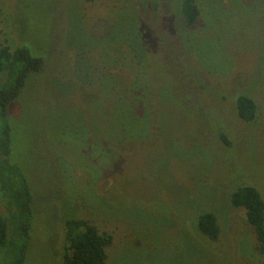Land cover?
Wrapping results in <instances>:
<instances>
[{
	"label": "rangeland",
	"instance_id": "374dc122",
	"mask_svg": "<svg viewBox=\"0 0 264 264\" xmlns=\"http://www.w3.org/2000/svg\"><path fill=\"white\" fill-rule=\"evenodd\" d=\"M178 2L0 0V45H24L43 60L10 107L12 151L33 196L43 198L25 264H61L68 218L113 236L105 264H264L244 210L229 200L242 184L264 198V0H197L201 17L191 30ZM138 40L149 66L133 117L112 103L123 84L112 72L114 58L129 71V44ZM184 49L213 88L198 96L220 105L216 112L196 107L194 83L180 89V67L170 61ZM111 81L115 92L101 91ZM239 93L257 103L253 122L236 114ZM144 103L156 107V131ZM221 110L227 144L210 130ZM204 211L216 214V240L198 229Z\"/></svg>",
	"mask_w": 264,
	"mask_h": 264
},
{
	"label": "trees",
	"instance_id": "16d2710c",
	"mask_svg": "<svg viewBox=\"0 0 264 264\" xmlns=\"http://www.w3.org/2000/svg\"><path fill=\"white\" fill-rule=\"evenodd\" d=\"M84 1L94 2L96 0ZM179 1L180 5L178 2V10L180 20L183 21L182 25L185 26L184 29L193 28L195 24H198L199 18L201 17L199 1ZM258 9H264L262 2L259 3ZM146 34L148 35V33ZM138 41V43L134 44L127 42L130 46V55L132 53V63L125 64L124 67L129 70L128 72L130 74L121 68L119 65L121 60L116 58H114L112 72V75H114L113 78L120 77V81L123 82L121 87L122 94L120 96L115 94L112 103H115L117 106L120 105L121 110H123V106L129 107L133 117L136 116L137 109H139L140 100L138 94L147 86L146 79L143 76L146 74V67L149 66L144 63L142 53L140 54L141 45L147 43ZM102 44L107 46L109 42H103ZM120 53L122 54V50H120ZM158 54L161 55L160 52ZM173 57L175 58L171 59L170 63L174 64L173 67L175 68L180 67L176 69L184 79L178 78L177 80L178 83L179 81H184V86L181 87L180 84V89L184 93H188L190 92L189 85L194 83L199 88V90L197 88L193 92L200 104L196 105V107L201 109L204 106L202 111L207 114H209V111L216 112L213 108L216 106L220 107V105H217L215 102L213 104L212 102L202 101L208 92H213V88L207 85L202 78L200 67L197 65L194 66L193 61H189L187 52L181 56H178L176 53ZM183 63L186 64V68L182 67ZM42 64V58L33 55L24 45H16L14 47L9 44L0 45V73L5 74L4 79L0 81V199H2L5 205L4 212L0 213V264H25L28 248L31 243L34 213H36L35 204L39 202L38 200L43 201L42 197L37 198L36 195L33 196L28 178L26 177L27 173L24 167H22V164L17 162L16 155L12 151L13 123L10 118L11 105L14 104L17 97L27 87L28 80L31 79V74L39 72ZM166 68L170 74L167 65ZM95 85L93 86L95 87ZM99 87L103 92L107 89L109 90V88L111 92H115L114 88L118 86L116 81H111L110 85L107 86L105 83L101 84L100 82ZM93 89L95 90V88ZM218 93L221 95V103V101L223 102L226 99V94L225 92ZM189 94L190 96L186 98L193 96L192 93ZM201 94L203 97L201 96L200 98L198 95ZM126 98L130 101L125 100ZM128 102L130 103L128 104ZM150 104H153V102H150ZM155 108V106L151 107L149 104L144 103V113L146 115L149 113V116H152L153 122H155L151 126L154 131L158 128L156 122L157 111ZM235 109L238 117L246 123L253 122L256 118L257 103L245 93H239L237 95ZM220 112L221 114L219 113L217 122H215L213 117L209 118L211 123L210 127H213L210 130L215 131L220 139L227 144L230 143V139L224 129L227 126L224 118H222V110ZM109 116H114V114ZM195 122L198 128L205 126L204 119L197 118ZM45 199L47 200V198ZM229 200L234 207L244 210L245 219L253 227L257 238L258 243L256 249L263 254L264 198L261 192L254 185L242 184L235 187ZM197 225L198 229L209 239H218L220 226L215 213L211 211L199 213ZM112 241L113 236L110 233L100 232L97 226L88 219L68 218L64 222L61 264H105L108 257L106 250L112 244Z\"/></svg>",
	"mask_w": 264,
	"mask_h": 264
}]
</instances>
